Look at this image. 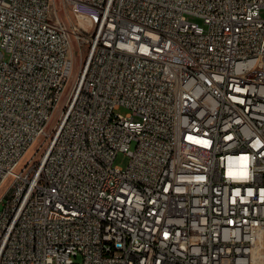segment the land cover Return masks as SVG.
Wrapping results in <instances>:
<instances>
[{
	"label": "built area",
	"instance_id": "1",
	"mask_svg": "<svg viewBox=\"0 0 264 264\" xmlns=\"http://www.w3.org/2000/svg\"><path fill=\"white\" fill-rule=\"evenodd\" d=\"M263 10L0 0V264H264Z\"/></svg>",
	"mask_w": 264,
	"mask_h": 264
},
{
	"label": "rangeland",
	"instance_id": "2",
	"mask_svg": "<svg viewBox=\"0 0 264 264\" xmlns=\"http://www.w3.org/2000/svg\"><path fill=\"white\" fill-rule=\"evenodd\" d=\"M262 16L264 17V10L262 11ZM191 20H196V21H200L194 17H190ZM119 112L126 114L130 111L129 108L122 106L121 108L118 109ZM134 147V144L132 145ZM129 155L125 152H120L116 159H115V164L122 166V167H127L128 163H129ZM3 208V205L0 204V210ZM74 262L75 264H82V258L81 256H76L74 257Z\"/></svg>",
	"mask_w": 264,
	"mask_h": 264
},
{
	"label": "bare ground",
	"instance_id": "3",
	"mask_svg": "<svg viewBox=\"0 0 264 264\" xmlns=\"http://www.w3.org/2000/svg\"><path fill=\"white\" fill-rule=\"evenodd\" d=\"M254 257H255V260H256V261H258V260H259V262H262V261H263L262 259L259 258L260 256L257 255L256 252H254Z\"/></svg>",
	"mask_w": 264,
	"mask_h": 264
}]
</instances>
